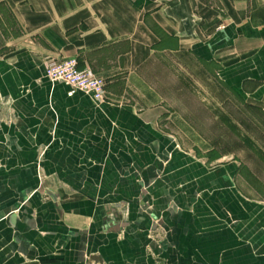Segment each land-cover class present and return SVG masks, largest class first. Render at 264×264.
Returning a JSON list of instances; mask_svg holds the SVG:
<instances>
[{"label":"crops","instance_id":"1","mask_svg":"<svg viewBox=\"0 0 264 264\" xmlns=\"http://www.w3.org/2000/svg\"><path fill=\"white\" fill-rule=\"evenodd\" d=\"M1 6L19 32L0 55V264H264V202L187 163L139 91L156 57L190 55L264 113V0ZM63 59L102 77L107 99L48 80ZM159 164L182 170L179 209Z\"/></svg>","mask_w":264,"mask_h":264},{"label":"rangeland","instance_id":"2","mask_svg":"<svg viewBox=\"0 0 264 264\" xmlns=\"http://www.w3.org/2000/svg\"><path fill=\"white\" fill-rule=\"evenodd\" d=\"M252 10L264 11V7ZM18 32L8 10L1 6L0 55L16 46L14 35ZM147 68L140 75L139 91L159 100L161 125L165 126L161 129L174 133L179 148L188 154L186 162L228 174L242 195L264 202V113L226 85L216 63L201 62L190 55H164ZM158 168L160 180L174 176L168 207L179 209L181 201L176 192L182 170L167 164ZM169 168L175 173L171 174ZM160 223L157 218L154 224Z\"/></svg>","mask_w":264,"mask_h":264},{"label":"built area","instance_id":"3","mask_svg":"<svg viewBox=\"0 0 264 264\" xmlns=\"http://www.w3.org/2000/svg\"><path fill=\"white\" fill-rule=\"evenodd\" d=\"M45 75L51 82L70 88L68 95L80 91L91 96L96 103L107 99L106 82L89 68L79 69L75 59L50 61L45 65Z\"/></svg>","mask_w":264,"mask_h":264}]
</instances>
